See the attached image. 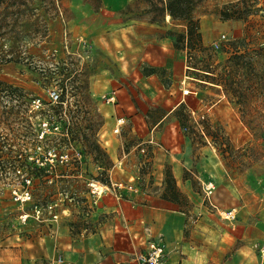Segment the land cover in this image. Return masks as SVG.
<instances>
[{
  "label": "rangeland",
  "instance_id": "rangeland-1",
  "mask_svg": "<svg viewBox=\"0 0 264 264\" xmlns=\"http://www.w3.org/2000/svg\"><path fill=\"white\" fill-rule=\"evenodd\" d=\"M26 1L18 15L8 8L4 28L21 62L0 70V80L18 88L0 94V261L16 258L24 238L30 240L40 226L55 229L70 218L75 223L87 218L98 197L92 182L121 197L146 189L164 192L180 208H191L196 201L219 225L237 227L243 218H255L264 206V0H245L243 5L240 0H204L194 10L200 32L206 18L233 27L213 33L208 42L202 38V47L182 49L186 72L172 91L169 85L164 91L175 98L184 89L192 93L154 131L159 146L148 144V137L170 103L159 107L155 100H144L149 132L128 136L126 120L119 133L113 132L117 95L142 99L124 62L132 61L135 71L144 41L163 34L176 39L180 21L166 15L151 23L153 12H145L144 0ZM222 7L229 13L249 12L243 19L223 20ZM220 34L225 39L214 48ZM235 50L242 56L227 61ZM236 61L240 66L232 68L228 89L205 76L206 67L220 73ZM47 87L59 92L60 103L49 101ZM109 95H115V103H106ZM33 97L41 98L40 108L30 106ZM18 151L27 154L23 164L12 161ZM65 154L67 160L61 162ZM171 159L184 165L179 167L180 185ZM159 174L162 181L154 183L150 177ZM208 183L214 186L209 198L204 195ZM15 192H28L30 199L16 201ZM50 204L56 205L50 210ZM35 206L41 207L38 217ZM230 210L234 219L226 218ZM21 214H28L25 221ZM238 245L236 240L230 249Z\"/></svg>",
  "mask_w": 264,
  "mask_h": 264
},
{
  "label": "crops",
  "instance_id": "crops-1",
  "mask_svg": "<svg viewBox=\"0 0 264 264\" xmlns=\"http://www.w3.org/2000/svg\"><path fill=\"white\" fill-rule=\"evenodd\" d=\"M200 25L205 42L211 40L213 33L233 27L230 22L209 18L201 19ZM137 56L135 71L130 68L132 61L124 62L123 68L126 73L130 70L142 99L129 93L117 95L116 114L128 122L124 128L128 136L148 134L149 111L144 100H155L159 107L170 103L153 124L149 133L153 135L163 120L185 102L186 94L177 98L170 96L172 92L166 95L164 85H169V91L174 89L186 72V55L173 45L170 35L163 34L145 40ZM174 160L169 162L180 185L183 179L179 167L184 165L181 160ZM160 176L150 179L157 183L162 181ZM185 193L195 199L187 190ZM95 202L81 222L70 218L55 229L40 226L30 240L24 238L16 258H3L0 264H140L135 255L147 250L151 241L164 246L161 264H261L257 249L264 242V206L251 222L245 217L237 222V227H230L219 225L217 217L196 201L191 208H180L164 192L160 195L152 189L125 192L122 197L103 192ZM236 240L239 245L230 249Z\"/></svg>",
  "mask_w": 264,
  "mask_h": 264
},
{
  "label": "trees",
  "instance_id": "trees-1",
  "mask_svg": "<svg viewBox=\"0 0 264 264\" xmlns=\"http://www.w3.org/2000/svg\"><path fill=\"white\" fill-rule=\"evenodd\" d=\"M4 1H9L11 3H7V5H3ZM99 2V0H96ZM148 7L144 8L145 12H153V15L151 17V23L158 21L157 17H160L161 19H164V17L167 15L170 17L171 21L179 20L180 24L182 26L181 31L177 33L176 39H173V45L176 48L179 49H186L190 45H196L199 47H202V36L199 28V20L197 18H194L193 12L197 8L198 5H200L204 0H144ZM97 2V3H98ZM241 5H243L245 0H240L239 2ZM95 10L97 9V4H94ZM238 4H233L232 6H235ZM27 6L26 0H0V70L2 68V65L9 64V63H15L19 64L21 62V55H18L12 51L13 45L9 43L10 39L8 37V31H5L4 28L6 26L7 17L10 13L8 11V8L12 7V14L18 15L19 13H22L24 11V8ZM245 10V11H244ZM249 12L248 9H242L240 11H233V13H229L227 9L221 8L219 13L222 16L223 20H229V19H243L245 18L246 13ZM12 42V41H11ZM8 43L9 45H6ZM264 49V47H263ZM242 55L240 53H237L235 50L234 52H231V55L229 56L227 61H234V59L241 57ZM238 65L239 63L233 62L231 66H227L223 69L222 72L216 73L213 71L211 67H206V69H203L205 72V76H210L212 80L218 81V84H222L227 89L230 88L233 83L230 81L232 80L231 74H232V68ZM233 82L235 83L234 79ZM252 88L251 85H249V88ZM2 91H6L8 93L17 92L18 88L13 87L10 85H6L3 81L0 80V94ZM245 91V90H244ZM239 96H241V93L239 92ZM62 101L61 97L59 100V103ZM241 100L239 99V103ZM21 159H18V157ZM27 157V154L17 152V155H14L12 157L13 162H20L23 164L25 162V158ZM169 178H171L172 183L174 182L173 177L170 175ZM174 188V183H173ZM176 196V195H175ZM174 197V196H173ZM172 201H175L174 199H171Z\"/></svg>",
  "mask_w": 264,
  "mask_h": 264
},
{
  "label": "built area",
  "instance_id": "built-area-1",
  "mask_svg": "<svg viewBox=\"0 0 264 264\" xmlns=\"http://www.w3.org/2000/svg\"><path fill=\"white\" fill-rule=\"evenodd\" d=\"M225 39V34H220L213 42H212V46L214 48H218L221 44V42ZM192 93V91L190 89H184L183 93L184 94H189ZM46 94L47 97L49 99V101L51 103H56L59 102L60 100V94L59 92L55 89V88H51V87H47L46 88ZM106 103L107 104H113L115 103L116 97L115 95H109L108 97H106ZM42 101L40 97H33L31 99V103L30 106L33 109H38L42 106ZM125 123V119L123 116H118L115 119V125L113 128V132L114 133H119L120 130L122 129L123 124ZM148 144H156V142H154V137L153 135H150V137L148 138ZM159 146V145H157ZM61 162L63 160H67V154L65 155H61ZM24 181L29 184L30 183V179L29 178H25ZM118 187L121 186V183L117 184ZM128 189H132V185L129 184ZM93 188V187H92ZM214 186L212 183H208L207 185H205L204 187V195L205 197L209 198L213 192ZM94 191V190H93ZM97 193V192H96ZM98 195V193H97ZM15 200L16 201H21V202H26L30 199V194L28 192H23L21 195H18L15 192ZM54 205H48V209H52ZM234 210H230L227 212L226 214V218L227 219H234L235 216L233 214ZM34 213L35 215L38 217L39 214L41 213V207L40 206H35L34 207ZM20 217L22 218L23 221L26 220V218L28 217V214H21ZM57 217V215H53V218L55 219ZM258 254L261 258V264H264V242L262 244L259 245L258 247ZM164 256V246L160 243H157L155 241H151L148 244V248L147 250H145L144 252H139L135 255V259L140 263V264H161L162 263V258ZM60 261V259H59Z\"/></svg>",
  "mask_w": 264,
  "mask_h": 264
},
{
  "label": "bare ground",
  "instance_id": "bare-ground-1",
  "mask_svg": "<svg viewBox=\"0 0 264 264\" xmlns=\"http://www.w3.org/2000/svg\"><path fill=\"white\" fill-rule=\"evenodd\" d=\"M96 184H97V183L92 182V183L90 184V186L94 188L93 190H94L95 192L98 193V196H101V195L103 194L104 189L106 188V186H104V185H99V184L96 185Z\"/></svg>",
  "mask_w": 264,
  "mask_h": 264
}]
</instances>
